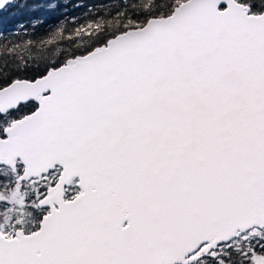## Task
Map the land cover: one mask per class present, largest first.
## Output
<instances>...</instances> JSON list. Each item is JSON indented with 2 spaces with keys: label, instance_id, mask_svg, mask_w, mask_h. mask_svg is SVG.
<instances>
[{
  "label": "snow or ice",
  "instance_id": "1",
  "mask_svg": "<svg viewBox=\"0 0 264 264\" xmlns=\"http://www.w3.org/2000/svg\"><path fill=\"white\" fill-rule=\"evenodd\" d=\"M103 8L0 0V264H264V0Z\"/></svg>",
  "mask_w": 264,
  "mask_h": 264
},
{
  "label": "trees",
  "instance_id": "2",
  "mask_svg": "<svg viewBox=\"0 0 264 264\" xmlns=\"http://www.w3.org/2000/svg\"><path fill=\"white\" fill-rule=\"evenodd\" d=\"M85 2H91V0H85ZM94 2H97L98 3V6L100 7V14H103V11H104V8H103V5L105 4V0H94ZM80 11H83L81 9H78L76 13H72L73 15L75 14H78ZM9 13H4L3 16H4V24L3 25H0V26H4V27H7L9 26L12 21L10 19H8L9 17ZM55 19H56V16L55 14L51 15L50 18H49V21L48 23L49 24H52L55 22Z\"/></svg>",
  "mask_w": 264,
  "mask_h": 264
}]
</instances>
